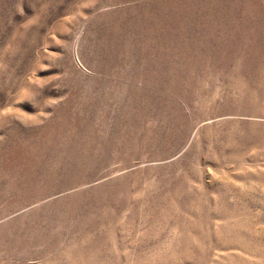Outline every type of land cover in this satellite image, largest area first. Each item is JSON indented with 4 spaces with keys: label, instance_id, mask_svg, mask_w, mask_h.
I'll return each instance as SVG.
<instances>
[{
    "label": "rangeland",
    "instance_id": "obj_1",
    "mask_svg": "<svg viewBox=\"0 0 264 264\" xmlns=\"http://www.w3.org/2000/svg\"><path fill=\"white\" fill-rule=\"evenodd\" d=\"M0 264H264V0H0Z\"/></svg>",
    "mask_w": 264,
    "mask_h": 264
}]
</instances>
